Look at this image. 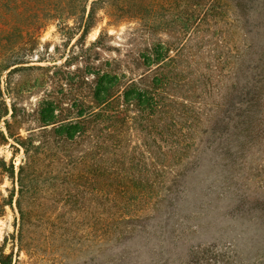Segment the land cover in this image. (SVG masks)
Wrapping results in <instances>:
<instances>
[{"label": "trees", "instance_id": "obj_1", "mask_svg": "<svg viewBox=\"0 0 264 264\" xmlns=\"http://www.w3.org/2000/svg\"><path fill=\"white\" fill-rule=\"evenodd\" d=\"M3 5H7L6 14ZM36 10L49 15V21H59L66 32L73 29L69 22L74 21L81 31L79 40L87 38L100 10L118 22L137 20L153 34L167 28L170 20L166 18L175 12L178 16L185 11L182 23L187 29L213 15L230 13L240 24L241 42L223 58H216V63L203 64L194 55L185 58L178 42L173 47L153 44L144 49L141 59L147 72L138 80L128 79L126 71L120 74V64L106 63L110 71L95 65L86 73L93 78L89 102L81 92L88 80L81 74L66 96L67 103L46 98L30 111L13 98L8 105L1 77L7 72L9 96L12 75L33 68L26 66L32 61L16 56L24 47L0 46V123L4 122L0 146L12 140L25 156L17 177L19 253L46 258L47 264H65L66 254L89 240L100 252L111 250L107 264H124V241L145 231L146 226L136 221L146 208L141 202L153 186L155 154L148 143L135 148L125 145L123 135L132 126L161 136L184 124L190 135L186 148L197 155L218 151L234 169H246L249 157L263 156L256 166L257 186L240 197L239 207L250 205L245 214H254L264 231V178L260 175L264 174V0H0V36L1 25L8 26L10 16H19L10 28L25 29L23 16ZM35 24L38 29L43 22ZM171 51L176 53L173 57ZM68 66L69 59L63 67ZM124 68L129 69L126 63ZM49 80L52 76L43 77L37 87ZM1 170L14 178L13 163L7 167L0 160ZM246 174L244 183L250 181ZM49 189L55 190L56 206L37 201L38 192ZM12 197L4 202L0 216L6 206H13ZM35 212L59 216L37 225L32 220ZM235 245L191 247L185 264H252ZM5 248V244L0 247V264H16L14 252L6 253Z\"/></svg>", "mask_w": 264, "mask_h": 264}, {"label": "rangeland", "instance_id": "obj_2", "mask_svg": "<svg viewBox=\"0 0 264 264\" xmlns=\"http://www.w3.org/2000/svg\"><path fill=\"white\" fill-rule=\"evenodd\" d=\"M2 8L6 14L7 5ZM184 12L178 16L175 15L176 12L173 16H167L166 19L170 20L167 28H161L153 34L137 20L118 22L110 19L104 10H100L96 25L87 38L82 40H79L81 31L74 21L69 22L73 29L66 32L60 29L59 21H49V15L36 10L28 12L25 19L23 16L22 25L25 29H18L15 26L10 28V25L19 20V16H10L8 26L1 25L4 33L0 36V46L24 47L23 50H17L16 56L23 57L27 62L32 61L26 66L34 67L12 75L9 96L5 92L7 72H4L1 88L8 105L11 104V98L28 111L36 108L46 98L67 103L66 96L81 74L88 80L81 92L89 102L92 92L90 81L93 78L86 75L87 72H92L95 65L104 71H110L105 66L109 62L112 66L120 64V74L126 71L128 79L138 80L140 75L147 72L141 59L146 55L144 49L153 44L166 43L167 47H173L178 42L185 58L194 55L196 61L203 64L209 60L216 63V58H223L228 49L233 50L237 42H241L240 24L233 14H224L223 17L213 15L187 29L182 23L186 16ZM37 21L43 22L38 29L35 28ZM100 33L103 34L101 38ZM175 54L170 52L172 57ZM68 59L69 66L63 67ZM88 59L89 63L85 62ZM124 63L128 65L129 73L124 68ZM40 67L50 68L51 71H41L38 69ZM152 73L154 72L149 73V76ZM46 74L52 76V80L44 87H37ZM223 80L225 84L227 81ZM0 126L4 129L3 121ZM31 126H35L33 122ZM149 132L142 133L132 126L123 135L128 148L148 143L155 152L150 175L153 186L150 191L147 189L149 194L141 202V206L146 208L142 211L141 219L136 221L141 226H146L145 231L124 241V264H185L191 247L201 244L222 247L229 242H235V250L244 260L248 259L252 264H264V231L256 223L254 214H245L250 205L239 207L240 197L246 195L248 188L250 190L252 187L254 190L257 186L256 166L262 163L263 156L249 157L246 169H234L230 168L228 160H221L218 151L206 150L197 155L186 148L190 144V135L184 124L177 130L171 129L172 134L168 135H149ZM22 133L26 134L24 131ZM24 157L23 148L12 140L10 144L0 146V160H4L7 167L13 163L15 171L14 178L0 171V210L4 202L13 196V206H6L0 216V247L5 244L6 253L14 252L16 264H47L46 258L31 259L18 251L17 177ZM246 173L249 174L250 181L244 183ZM260 175L264 178L263 173ZM54 191H39L36 195L38 203L58 205L59 202L53 198ZM43 197L46 198L42 199ZM56 215L59 216L35 212L32 220L34 224L42 225L45 220L53 219ZM64 220H68V215ZM89 242L87 240L86 245L74 253H67L65 264H107L111 250L100 252Z\"/></svg>", "mask_w": 264, "mask_h": 264}]
</instances>
